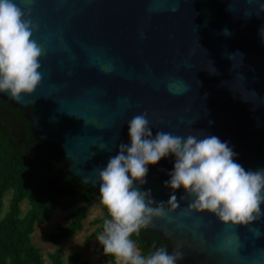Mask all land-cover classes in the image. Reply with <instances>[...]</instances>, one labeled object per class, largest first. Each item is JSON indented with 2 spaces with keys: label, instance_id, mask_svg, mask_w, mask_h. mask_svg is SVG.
I'll return each instance as SVG.
<instances>
[{
  "label": "water",
  "instance_id": "obj_1",
  "mask_svg": "<svg viewBox=\"0 0 264 264\" xmlns=\"http://www.w3.org/2000/svg\"><path fill=\"white\" fill-rule=\"evenodd\" d=\"M14 2L38 26L32 39L42 48V78L20 101L6 92L0 99L23 112L66 175L99 191L94 169L130 143L128 121L140 113L153 138L157 131L214 135L245 170L264 169V0ZM109 63L112 70L102 71ZM174 162L169 154L146 166V183L134 182L156 203L170 194L180 201L144 229L169 254L179 247L176 264H264V203L247 225L189 211L191 198L181 201L184 190L165 183Z\"/></svg>",
  "mask_w": 264,
  "mask_h": 264
},
{
  "label": "clouds",
  "instance_id": "obj_2",
  "mask_svg": "<svg viewBox=\"0 0 264 264\" xmlns=\"http://www.w3.org/2000/svg\"><path fill=\"white\" fill-rule=\"evenodd\" d=\"M30 13V9L22 10L14 0H0V93H8L14 101H20L22 94H32L42 78V48L32 39L38 26L27 19ZM261 35L264 36V30ZM101 69L111 71V64L101 65ZM209 73L218 74L216 69ZM168 88L179 94L173 84ZM149 124L147 113L133 116L128 121L130 143L119 144L106 166L93 171L99 181L100 202L109 217L98 236L105 255L114 257L119 264H176L182 259L179 247L171 254L168 249L156 248L145 257L131 239L133 234L149 227L154 218H163L179 207L180 201L174 194H170L166 204L156 203L150 189L142 192L134 187V182L146 183L147 165H154L169 154L175 162L166 186L173 193L176 189L184 190L180 200L191 198L189 211L210 213L222 224L233 226L260 218L264 169L245 170L235 162L236 153L228 143L214 135L182 137L157 131L153 138Z\"/></svg>",
  "mask_w": 264,
  "mask_h": 264
},
{
  "label": "trees",
  "instance_id": "obj_3",
  "mask_svg": "<svg viewBox=\"0 0 264 264\" xmlns=\"http://www.w3.org/2000/svg\"><path fill=\"white\" fill-rule=\"evenodd\" d=\"M10 193L7 210L3 198ZM99 199L102 215L89 222L95 226L85 243L103 232L107 209L100 202L99 191L77 182L64 172L53 150L37 142L23 112L0 99V264H44L42 250L32 241L36 224L44 225L56 209L67 212L65 226L56 227L47 241L58 246L82 231L88 210ZM26 201L24 213L21 203ZM140 253L147 257L156 248H165V241L156 233L142 228L133 234ZM155 245V247H153ZM100 264H114L115 258L105 255L102 246L94 249ZM49 264H94L81 259L80 253L68 254L56 248L47 254Z\"/></svg>",
  "mask_w": 264,
  "mask_h": 264
},
{
  "label": "rangeland",
  "instance_id": "obj_4",
  "mask_svg": "<svg viewBox=\"0 0 264 264\" xmlns=\"http://www.w3.org/2000/svg\"><path fill=\"white\" fill-rule=\"evenodd\" d=\"M10 193H7L3 198V212L7 210ZM21 210L25 213L28 209L27 202L24 201L20 205ZM102 215L99 199L94 200L91 208L88 210L87 219L83 222V229L77 233L74 237L62 242L58 246H53L47 241L49 233L55 231L58 226H65L69 223L66 220L67 212H62L60 209H56L52 215L50 221L44 225L36 224L34 232L32 234V241L39 246L42 250L44 264H49L47 254L53 252L56 248L62 251L63 258H66L68 254L78 252L81 259L88 260L94 264H100L97 261L98 255L94 254V249L100 246L98 242V236L94 237L89 242L85 243L86 237L94 230L95 226H91L89 222ZM110 264V263H107ZM114 264H119V261L115 259Z\"/></svg>",
  "mask_w": 264,
  "mask_h": 264
}]
</instances>
